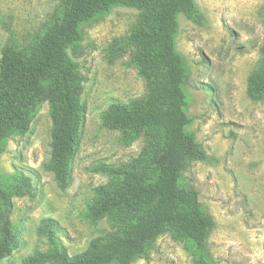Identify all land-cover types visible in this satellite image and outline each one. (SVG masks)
Masks as SVG:
<instances>
[{
	"label": "rangeland",
	"instance_id": "obj_1",
	"mask_svg": "<svg viewBox=\"0 0 264 264\" xmlns=\"http://www.w3.org/2000/svg\"><path fill=\"white\" fill-rule=\"evenodd\" d=\"M195 19L178 16L177 50L188 60L185 91L187 128L202 150L188 164L181 184L194 190L211 229L205 254L216 264H264V100H252L248 81L262 62L264 0H194ZM62 0H0V61L4 53L42 35ZM139 12L116 7L82 27L83 41L75 56L82 76L81 100L87 105L82 141L72 164L70 187L61 191L44 165L50 162L52 120L44 103L24 135L9 137L0 147V181L22 176L29 193L12 198L11 224L19 246L0 264H22L35 253L51 251L37 235L41 220L60 226L58 245L70 256L112 231L107 220L86 219L94 189L109 177L96 173L99 163L132 164L145 140L128 141L120 131L103 125L112 103H128L146 91L131 63L130 52L116 43L138 25ZM133 264H196L186 240L167 232Z\"/></svg>",
	"mask_w": 264,
	"mask_h": 264
},
{
	"label": "trees",
	"instance_id": "obj_2",
	"mask_svg": "<svg viewBox=\"0 0 264 264\" xmlns=\"http://www.w3.org/2000/svg\"><path fill=\"white\" fill-rule=\"evenodd\" d=\"M116 7L139 12L138 25L116 43L130 52L146 91L128 103H112L102 121L128 141L144 137V150L132 164L99 163L94 168L110 181L94 189L85 216L92 224L107 220L111 232L70 256L59 248L58 222L45 218L37 235L47 239L51 251L28 256L22 264H133L167 232L190 243L196 264H216L205 254L209 217L197 193L181 184L188 164L202 155L187 131L193 122L187 114L185 91L189 62L176 47L178 16L195 19L199 15L194 0H62L42 35L6 51L0 61V147L9 137L24 135L39 108L49 103L51 154L44 168L61 191L70 187L88 108L81 100L79 66L69 50L78 56L82 27L108 16ZM261 55L260 68L248 81V95L255 101L264 100V47ZM13 179L0 181V262L19 246L10 220L12 198L29 193L22 176Z\"/></svg>",
	"mask_w": 264,
	"mask_h": 264
}]
</instances>
